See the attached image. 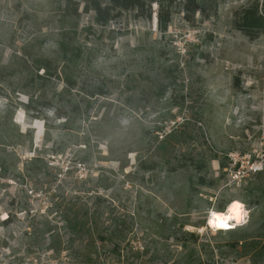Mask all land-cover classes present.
Listing matches in <instances>:
<instances>
[{
    "label": "rangeland",
    "instance_id": "rangeland-1",
    "mask_svg": "<svg viewBox=\"0 0 264 264\" xmlns=\"http://www.w3.org/2000/svg\"><path fill=\"white\" fill-rule=\"evenodd\" d=\"M59 1L0 0V264H264V32L234 25L253 0H176L165 31L157 3L100 25ZM67 30L72 89L29 67L61 64ZM232 200L244 222L210 228Z\"/></svg>",
    "mask_w": 264,
    "mask_h": 264
},
{
    "label": "trees",
    "instance_id": "trees-1",
    "mask_svg": "<svg viewBox=\"0 0 264 264\" xmlns=\"http://www.w3.org/2000/svg\"><path fill=\"white\" fill-rule=\"evenodd\" d=\"M221 0H184L183 9L185 13L191 16L199 11L201 13L214 12ZM176 0H107L106 3L101 0H60L57 8L60 10L61 17L64 19L78 16V9L82 3L84 12H94V21L97 24L105 25L113 17L124 10L135 9L138 16H150V4L157 3L158 22L161 30L165 31L170 21V12L172 5ZM235 28L246 35L249 39L257 38L264 32V0L259 2L253 0L246 7L235 12ZM57 49L60 54L61 64H55L53 59L44 54L35 55L30 61V69L34 70L36 78L43 76H55L61 78L68 88H73L76 82L73 80L70 70L81 57L80 49L71 41L69 30L63 31L57 41ZM43 70L44 75L38 73ZM99 91L96 94H101ZM31 102L33 100L31 99ZM232 230V229H230ZM227 230L226 232H229ZM224 232V231H220ZM237 244L245 250L256 252L257 241L237 240Z\"/></svg>",
    "mask_w": 264,
    "mask_h": 264
},
{
    "label": "clouds",
    "instance_id": "clouds-1",
    "mask_svg": "<svg viewBox=\"0 0 264 264\" xmlns=\"http://www.w3.org/2000/svg\"><path fill=\"white\" fill-rule=\"evenodd\" d=\"M234 205H239V208H235ZM246 215L247 209L243 202H231L223 211L209 210V227L215 230H227L243 223V216Z\"/></svg>",
    "mask_w": 264,
    "mask_h": 264
},
{
    "label": "bare ground",
    "instance_id": "bare-ground-1",
    "mask_svg": "<svg viewBox=\"0 0 264 264\" xmlns=\"http://www.w3.org/2000/svg\"><path fill=\"white\" fill-rule=\"evenodd\" d=\"M236 201H238V200H232L227 205H229L231 202H236ZM209 220H210V217L208 218V225H209Z\"/></svg>",
    "mask_w": 264,
    "mask_h": 264
},
{
    "label": "snow or ice",
    "instance_id": "snow-or-ice-1",
    "mask_svg": "<svg viewBox=\"0 0 264 264\" xmlns=\"http://www.w3.org/2000/svg\"><path fill=\"white\" fill-rule=\"evenodd\" d=\"M235 208H239V205H234Z\"/></svg>",
    "mask_w": 264,
    "mask_h": 264
}]
</instances>
